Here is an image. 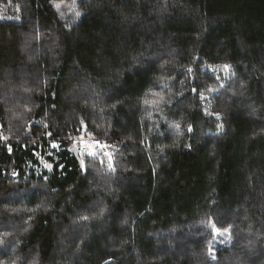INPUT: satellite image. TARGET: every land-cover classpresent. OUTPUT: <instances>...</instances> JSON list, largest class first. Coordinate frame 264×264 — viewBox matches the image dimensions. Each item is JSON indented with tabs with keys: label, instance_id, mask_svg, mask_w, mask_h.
Listing matches in <instances>:
<instances>
[{
	"label": "trees",
	"instance_id": "obj_1",
	"mask_svg": "<svg viewBox=\"0 0 264 264\" xmlns=\"http://www.w3.org/2000/svg\"><path fill=\"white\" fill-rule=\"evenodd\" d=\"M0 5V264H264V0Z\"/></svg>",
	"mask_w": 264,
	"mask_h": 264
},
{
	"label": "built area",
	"instance_id": "obj_2",
	"mask_svg": "<svg viewBox=\"0 0 264 264\" xmlns=\"http://www.w3.org/2000/svg\"><path fill=\"white\" fill-rule=\"evenodd\" d=\"M112 145V141H106L102 138H97L94 136H82L70 141V150L75 149L77 153L101 152L102 154H106ZM36 157L38 161H41L45 155L42 152H37ZM9 175H14L13 170L9 172Z\"/></svg>",
	"mask_w": 264,
	"mask_h": 264
},
{
	"label": "rangeland",
	"instance_id": "obj_3",
	"mask_svg": "<svg viewBox=\"0 0 264 264\" xmlns=\"http://www.w3.org/2000/svg\"><path fill=\"white\" fill-rule=\"evenodd\" d=\"M15 19H16V17H14L12 9H10L8 6L4 7V6L0 5V20L12 21ZM215 69L217 72H219V74L221 75L223 80H225V82H227L231 77H233V73H232L229 66H218ZM209 97H210V93H206L202 96V99L205 100L204 104L209 105ZM206 109L210 111V106L206 107ZM82 136H84V135H81V137ZM86 136H90V135H86ZM104 155L109 162H112V160H113L112 152L107 151V153ZM213 235H214V238H213L212 244L217 245V247H218L219 245H221V241L218 238H216V236L222 237L224 235V232H221L218 229H214Z\"/></svg>",
	"mask_w": 264,
	"mask_h": 264
},
{
	"label": "water",
	"instance_id": "obj_4",
	"mask_svg": "<svg viewBox=\"0 0 264 264\" xmlns=\"http://www.w3.org/2000/svg\"><path fill=\"white\" fill-rule=\"evenodd\" d=\"M71 153H72L76 158L79 159L78 153H77V151H76L75 149L71 150Z\"/></svg>",
	"mask_w": 264,
	"mask_h": 264
},
{
	"label": "snow or ice",
	"instance_id": "obj_5",
	"mask_svg": "<svg viewBox=\"0 0 264 264\" xmlns=\"http://www.w3.org/2000/svg\"><path fill=\"white\" fill-rule=\"evenodd\" d=\"M76 15H77V16H79V15H80V13H79V12H77V13H76ZM213 258H215V257H213Z\"/></svg>",
	"mask_w": 264,
	"mask_h": 264
}]
</instances>
